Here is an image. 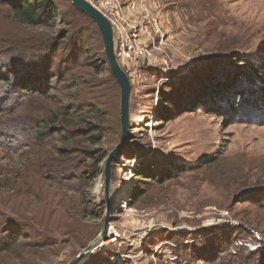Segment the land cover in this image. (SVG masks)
<instances>
[{
    "label": "rangeland",
    "instance_id": "374dc122",
    "mask_svg": "<svg viewBox=\"0 0 264 264\" xmlns=\"http://www.w3.org/2000/svg\"><path fill=\"white\" fill-rule=\"evenodd\" d=\"M122 1L134 2L140 8L143 14L137 10L134 17L149 29V22L156 19L159 31H150L157 43L161 40L155 52L161 63L141 66L132 76L121 65L132 84L130 137L113 166L108 237L82 264H221L223 258L199 259L192 249L214 253L224 237L231 242L245 238L253 246L264 242V193L260 198L251 193L237 197L248 187L264 185V97L260 96L261 88L253 85H247L249 94L244 99L225 93L215 97L203 91L211 84L203 87L200 83L213 71L219 70L222 80L238 73V62L224 59L226 53H264V0ZM57 3L59 12L66 11L63 0ZM13 15L10 6L0 0L2 57L12 53L9 46L31 39L32 33L51 31L29 27ZM60 21L58 16L57 28L62 26ZM88 43L89 55L98 59L101 72L95 74L83 67L77 70V81L102 110L104 135L96 146L106 151L107 158L122 134L120 88L109 79L111 71L104 61L100 37ZM83 76L87 84L79 78ZM89 81L97 86L89 85ZM187 84L194 87L192 95L200 94L195 100L202 104L189 106L172 120L161 122L156 111L163 93ZM4 85L0 84V92ZM257 89L255 95L251 94ZM11 101L17 109L0 113V210H24L37 230L26 232L25 239L37 243L50 238L53 246L46 264H68L103 229L107 214L106 158L85 190L84 184L78 185L81 190L75 185L66 191L61 188L63 191L53 196L58 189L46 185L28 194L29 185L36 187L41 182L35 171L47 174L52 162L67 164L55 149L66 144L57 139L51 142L50 138L41 144L28 136L41 123L51 121L57 103L49 106L43 97L30 95H13ZM78 139L80 145L95 147ZM82 169L85 166L78 171ZM144 169L149 174L142 180L138 176ZM79 197L86 199V210L81 206L62 216L61 210L76 209L74 200ZM48 198L55 203L64 201H58L61 207L58 203L55 206L59 210H47ZM237 227L242 230L235 235ZM66 229L72 234L64 232ZM227 230L232 232L228 235ZM110 231L113 239L109 238ZM14 259L3 255L0 264H15Z\"/></svg>",
    "mask_w": 264,
    "mask_h": 264
},
{
    "label": "trees",
    "instance_id": "16d2710c",
    "mask_svg": "<svg viewBox=\"0 0 264 264\" xmlns=\"http://www.w3.org/2000/svg\"><path fill=\"white\" fill-rule=\"evenodd\" d=\"M3 2L10 6L14 14L13 17L17 21L29 27H43L51 31L32 33L31 39L9 46L12 48L9 50L10 53L12 52L11 54L3 57L0 54V84H5L3 91L0 92V113H13L17 109L15 103L10 102L13 95L17 97L40 96L45 101H49V106L52 103H57V113L53 115L51 121L41 123L28 136L37 139V142L41 144L47 143L49 140L53 142L56 139L66 144L63 147L55 146V149L58 155L66 159L67 164L58 163L55 165L52 162V165L47 167V170L50 171L47 174H42L41 171L37 173L34 170L38 177L40 176L41 182L36 187L29 185L27 192L31 193L32 189L36 192L40 189L43 190L46 185L49 188L55 186V189H58L57 193H55L57 190L54 191L53 196L60 194L63 191L61 188H65L64 191H66L75 185L79 190L78 185L84 184L83 190H85L97 177L101 170V163L107 155L106 151L96 146L102 142L104 135L102 110L95 102L94 96L91 94L87 96L86 89L77 81L79 75H77L79 72L77 70H81L83 67L90 68L95 74L101 72L102 65L99 64L98 59L89 55L91 48L88 45V42L96 36H99L102 41L98 26L89 15L75 7L72 0H63V5L67 9L66 11L60 9V12L57 0H3ZM58 16L62 25L59 28H57ZM223 58L238 63L244 60L245 63L243 65L237 63L235 69L238 73L235 76L229 74L225 80L220 78L219 70L213 71L212 75L209 73L211 76H205L201 80L202 82H199L200 85L203 84V87L211 84L203 91H206L207 94L211 93L215 97L220 93H225L244 99L249 94L246 89L247 85H253L261 88L260 96L264 97V53L260 51L255 53L231 51L224 54ZM104 61L109 65L106 55ZM88 75L90 76L89 73ZM79 78L85 80L84 76ZM109 79L113 81V86H119L121 99V87L112 72ZM84 84H87L86 81ZM88 84L97 86L94 82ZM191 85L187 84L186 87L177 89L172 88L171 93H163L160 107L156 111L161 122L172 120L179 112L186 111L189 106L196 107L202 104L201 101L195 100V98H200V94L195 97V94L192 95L190 92L191 88H194ZM258 90H253L251 94L255 95ZM89 116L94 118L90 119ZM9 130L12 129L7 131ZM78 138H82L95 147L80 145ZM118 158L113 160V166ZM82 165L85 166V169L78 171ZM146 174L149 173L145 169L140 170L138 177L143 180ZM9 180L11 181V179ZM1 187H5V185L2 183ZM250 193L256 194L260 198V195L264 193V185L248 187L242 190L237 197L250 196ZM83 200L86 199L80 200L79 197L74 200L77 201L74 206L76 209L61 210V215L66 216L64 214H67V211L81 209V206H84V210H86ZM45 202L48 203L47 210L51 208L59 210L55 207L58 204V207H61L60 203H55L53 199L48 198ZM7 212H12L15 217L10 216ZM24 212L20 209L5 212L0 210V232H2L0 233V258L3 255H12L16 258L14 259L15 264H46L45 259L53 246L51 239L44 237L37 243L36 240L25 239L28 236L26 232L37 230ZM69 217L78 219V216L69 215ZM239 230L242 228L237 227L233 234L236 235ZM243 231L247 234L251 233L248 230ZM64 232L72 234L69 229ZM225 232L229 235L232 231ZM244 239L241 238L239 241L235 239L231 242L229 237H224L214 253L208 251L206 254L205 249L200 252L199 249L195 251L192 249V253L194 257L207 261L221 257L223 258L219 260L221 264H264V242L260 241L259 245L253 246ZM234 242L235 244H233Z\"/></svg>",
    "mask_w": 264,
    "mask_h": 264
},
{
    "label": "water",
    "instance_id": "95a60500",
    "mask_svg": "<svg viewBox=\"0 0 264 264\" xmlns=\"http://www.w3.org/2000/svg\"><path fill=\"white\" fill-rule=\"evenodd\" d=\"M72 3L80 11L89 15L100 31L106 59L109 63L111 72L115 76L118 84L121 87V99H120V112H121V126L122 134L120 142L117 146L110 152L105 161L104 168V195L105 201L107 203V214L104 221L103 229L87 247H85L76 258L68 264H82L99 246H101V241L106 240L108 237V226L110 221V211L112 206L111 201V185L113 180V160L117 159L121 154L123 148L128 143L130 137L131 128V117H130V98H131V79L128 73L121 66L116 53H115V40H114V29L111 21L98 10L90 1L88 0H72Z\"/></svg>",
    "mask_w": 264,
    "mask_h": 264
},
{
    "label": "built area",
    "instance_id": "2783aa9c",
    "mask_svg": "<svg viewBox=\"0 0 264 264\" xmlns=\"http://www.w3.org/2000/svg\"><path fill=\"white\" fill-rule=\"evenodd\" d=\"M88 1L111 21L114 29L115 53L129 75L132 76L141 66L161 63L155 55L161 40L157 43L154 33L150 31V29L159 31L156 19L149 22V26L152 23L149 29L147 24L135 19L133 12L139 10L140 14L143 13L134 2L125 4L122 0ZM144 19L146 20L145 16Z\"/></svg>",
    "mask_w": 264,
    "mask_h": 264
},
{
    "label": "bare ground",
    "instance_id": "6f19581e",
    "mask_svg": "<svg viewBox=\"0 0 264 264\" xmlns=\"http://www.w3.org/2000/svg\"><path fill=\"white\" fill-rule=\"evenodd\" d=\"M109 235H110V236H109L110 239H113V238H114V233H113L112 231L109 232ZM111 241H112V240H110V241H108V242H104L103 245L109 244V243H111ZM113 241H114V240H113Z\"/></svg>",
    "mask_w": 264,
    "mask_h": 264
}]
</instances>
